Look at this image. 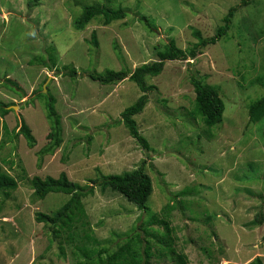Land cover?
I'll return each instance as SVG.
<instances>
[{
	"label": "rangeland",
	"instance_id": "374dc122",
	"mask_svg": "<svg viewBox=\"0 0 264 264\" xmlns=\"http://www.w3.org/2000/svg\"><path fill=\"white\" fill-rule=\"evenodd\" d=\"M91 3L123 7L128 15L109 25L97 17L75 29V18ZM232 6L238 9L222 40L195 59L168 60L161 74L146 77L157 88L135 118L151 144L148 154L121 121V112L142 94L139 86L130 79L102 84L88 74L155 61L171 38L185 49L197 41L193 28L213 35ZM93 31L98 47L90 41ZM68 64L77 77L65 74ZM191 75L218 86L225 101L213 138L190 114L196 96ZM40 90L57 98L62 118L64 140L54 154L40 153L51 129L48 98ZM262 96L264 0H41L34 7L28 0H0V165L19 182L16 190L0 188V264H100L84 249L115 250L136 234L153 244L152 264H175L159 238L147 236L146 230L167 235L163 219L172 229L164 237L190 264H252L257 256L264 263V223L254 221L264 213V118L249 120L250 104ZM3 104L9 105L5 115ZM22 119L36 137L33 148L18 133ZM144 160L154 186L150 217L120 193L91 182ZM63 171L95 188L82 199L86 214L56 237L36 213L53 214L70 195L37 199L31 179Z\"/></svg>",
	"mask_w": 264,
	"mask_h": 264
},
{
	"label": "trees",
	"instance_id": "16d2710c",
	"mask_svg": "<svg viewBox=\"0 0 264 264\" xmlns=\"http://www.w3.org/2000/svg\"><path fill=\"white\" fill-rule=\"evenodd\" d=\"M41 0H28V6L34 7L39 5ZM248 0H244L247 4ZM238 9V6H232L228 13L224 16V23L220 25L216 32L211 36H204L203 33L196 28L192 29V34L197 41L193 42L189 47L182 49L178 47L176 40L171 38L164 47L158 51L159 58L152 62L144 63L137 66L133 70L122 68L120 70L107 69L103 72H90L88 75L93 81H98L102 84H115L126 79L134 81L140 88L142 94L137 100L126 107L121 112V121L128 129L130 135L136 139L149 154L152 150L149 140L140 131L135 115L141 113L150 100V94L156 90L157 86L148 84L147 76H158L164 70L165 64L168 60H186L195 59L202 49L217 44L226 35L232 27L233 18ZM128 11L123 7H112L102 3L86 4L83 7L81 14L75 18L74 27L77 30H83L86 26L97 17H102L103 24L109 25L112 22L126 18ZM141 21L145 22L150 29H153L154 24L146 17L141 16ZM90 41L96 46H99L97 32L93 31ZM121 59L123 57L120 55ZM49 60L51 67L56 64V57L54 53L50 52ZM46 63V62H44ZM63 69L65 74L72 78L78 76V70L71 65H64ZM190 81L196 93L194 99V107L190 114L194 118H200L206 126L208 132L207 136L213 138L215 130L213 126H219L223 122V114L225 111V101L221 95L220 88L191 75ZM8 82L12 85L19 87L18 81L8 78ZM47 100V118L51 123V129L47 134L48 143L40 150L42 154H54V152L63 143V124L60 113L57 111L56 103L57 98L48 92L44 94ZM8 104L1 105L2 114L9 112ZM264 118V96L254 100L249 106V120L256 123ZM23 134L27 140L30 148L35 147L37 144L36 137L34 136L31 127L25 121L21 120L19 132ZM41 166V165H40ZM92 183L101 186L102 189H111L115 192L125 196L126 199L136 205L139 209L146 212L149 217L153 214L148 204V201L153 193V181L149 173L145 170V160L138 167L132 170H126L122 173L101 174L99 177L91 180ZM94 184L82 185L69 178L68 174L63 171L59 176L55 177L47 175L41 177L35 175L31 179V186L33 188V195L37 199H44L49 193H65L70 195L66 201L56 212L48 214L46 212H37L36 219L38 222L50 224L54 236H59L63 228L72 229L79 219L86 214L85 206L82 199L88 194L94 192ZM18 180L11 174L4 171L0 165V188L5 190H16L18 188ZM170 208L175 207L169 204ZM167 209V206L164 207ZM157 220L156 214L151 217V221ZM255 225L264 223V213L261 212L254 218ZM167 227V235H161L157 232L155 234L152 230H146L148 237H158L156 242L162 244L172 256L175 264H190L188 255L184 252L178 251L172 243L168 242L164 236H170L172 229L169 227V221L163 219ZM90 237V236H88ZM94 243H99L97 240ZM97 247V248H96ZM84 255L94 260L93 256H97L98 263L100 264H152L151 258L153 257V244L150 239L140 234L130 236V238L115 250H109L106 246H95L93 249H84ZM64 254V251H63ZM93 258V259H92ZM252 264H264L261 257L257 256L251 262Z\"/></svg>",
	"mask_w": 264,
	"mask_h": 264
},
{
	"label": "water",
	"instance_id": "95a60500",
	"mask_svg": "<svg viewBox=\"0 0 264 264\" xmlns=\"http://www.w3.org/2000/svg\"><path fill=\"white\" fill-rule=\"evenodd\" d=\"M44 88H46V84L44 85ZM13 107H15V106H13Z\"/></svg>",
	"mask_w": 264,
	"mask_h": 264
}]
</instances>
